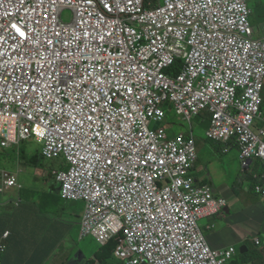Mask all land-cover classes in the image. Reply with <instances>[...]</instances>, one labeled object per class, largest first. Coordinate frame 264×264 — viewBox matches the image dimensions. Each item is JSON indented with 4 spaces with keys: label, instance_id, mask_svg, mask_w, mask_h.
Listing matches in <instances>:
<instances>
[{
    "label": "built area",
    "instance_id": "1",
    "mask_svg": "<svg viewBox=\"0 0 264 264\" xmlns=\"http://www.w3.org/2000/svg\"><path fill=\"white\" fill-rule=\"evenodd\" d=\"M250 13L248 0H0V145L35 139L44 158L64 159L53 174L62 199L85 203L80 239L116 240L123 264H225L202 220L227 201L192 175L195 140L152 125L208 111V138L240 144L244 166L264 163V37ZM176 59L184 67L172 77ZM102 102L104 112L90 111ZM256 177L264 201V172ZM15 189L17 176L0 170V195Z\"/></svg>",
    "mask_w": 264,
    "mask_h": 264
},
{
    "label": "rangeland",
    "instance_id": "2",
    "mask_svg": "<svg viewBox=\"0 0 264 264\" xmlns=\"http://www.w3.org/2000/svg\"><path fill=\"white\" fill-rule=\"evenodd\" d=\"M263 2L264 1H262V3ZM248 5L251 10L250 23L255 30V36L257 37L258 34L263 35L264 6L258 5L256 0H249ZM71 16L72 14L70 11L67 10L64 12V19L66 21H70ZM167 123V127L170 131L169 136L172 138L178 136L180 133L186 134L190 132L191 126L192 132L197 139L203 140L206 138L207 126L200 123L197 117H193L191 122H188L182 117L172 113L169 115ZM158 127H160V125H152V128ZM197 145L199 149L197 150L198 162L195 165L193 175L198 178L205 175L208 179H211L216 195L227 199L228 208L230 210V212L226 213L223 218L216 221L215 229H202L204 235L208 236L209 234H214L220 238L223 245L226 247H234L236 249V255L233 260L227 264H232L233 261L241 260L240 253L243 246L248 247L249 256H252L254 253L260 255L263 254L264 251L262 252L261 250L264 249V221L260 219L262 215L258 212L256 207H253L252 209L253 198L246 194L248 192L247 182L244 180L243 169L240 165L237 153L235 151L224 153L222 149H219L220 151L217 152L210 145H206L207 148L203 150L202 147L199 148L198 142ZM218 146L220 148L219 144L217 147ZM41 148L42 145L35 139H30L19 146L10 148H3L0 145V170L7 171L17 176L18 182L21 186L20 190L15 189L11 193L0 195V217L6 213V206L10 205L12 200L19 201L20 192L23 188L27 199L31 202H36L37 205H40L43 200L49 198L52 194L53 197L58 196L60 185L52 176V171L60 167L59 164L61 159L40 160L37 165H33L31 163V158L36 155L38 159H41ZM22 152L26 153L23 158L24 161L18 159L19 154ZM20 160L22 163L19 162ZM235 184L241 186V189L238 190L239 196L232 191ZM13 192H17L18 197L17 195H13ZM6 202L9 203L5 204ZM67 203L69 206L78 207L80 210L83 208L85 209V203L82 201H77L75 203H71L70 201ZM39 211L44 215V212L41 209H39ZM83 212L81 213L79 221H76L75 224H79L80 221H82ZM50 220V222H43L45 227L38 230L39 237H47L52 233V229L54 228L52 223L59 219L51 218ZM47 221L49 220L47 219ZM241 228L242 232L240 230ZM69 234H71L70 237L73 239H70L68 243L63 244L64 249L71 247L73 257H76L83 252L88 259L86 261L87 264H99L94 258V255L100 249L96 240L91 237H86L81 240L80 235L78 236L77 230L72 233L71 229ZM256 236L262 243L260 247H257L253 241V238ZM52 240L58 242L60 239L53 236ZM253 263L254 262L249 261L248 264Z\"/></svg>",
    "mask_w": 264,
    "mask_h": 264
},
{
    "label": "crops",
    "instance_id": "3",
    "mask_svg": "<svg viewBox=\"0 0 264 264\" xmlns=\"http://www.w3.org/2000/svg\"><path fill=\"white\" fill-rule=\"evenodd\" d=\"M262 1L264 0H256V3L260 6H264V2L262 3ZM263 92L262 97L264 111ZM233 151H235L238 155L237 147H233L230 152ZM205 177L206 176L203 175L201 178H196L202 180ZM12 194L17 195L18 197L17 192H13ZM67 202L70 201L62 200L58 190V196L53 197L52 194V196L43 200L40 205H37L36 202H31L27 199L23 188L20 192L19 201L12 200L10 205L6 206V213L0 217V245H7V252L2 257V263L87 264L86 261L88 259L83 252L76 257H73L71 247L64 249L63 246V244L68 243L70 239H73L70 237L71 234H69L71 229L72 233L77 230L78 236L80 235L81 221L79 224H75V222L79 221L81 213L84 210V208L80 210L78 207L69 206ZM8 203L9 202H6L5 204ZM253 205L256 204L253 203ZM39 209L44 212V215L40 213ZM45 216L49 221H47ZM51 218L59 219L52 223L54 227L52 229L53 232L47 237H39L38 230L45 227L43 222H50ZM220 218H223L222 215H219L216 218H205L202 220L203 229L207 230V226L211 224H214L215 229L216 221ZM7 233H9V237L5 239L4 235ZM53 236L58 237L60 240L58 242L52 240ZM206 237L213 249L221 250L227 248L221 243L218 236L209 234ZM240 255L241 257L243 256V254ZM262 260H264V253L261 256V260L255 261L253 264H262Z\"/></svg>",
    "mask_w": 264,
    "mask_h": 264
},
{
    "label": "clouds",
    "instance_id": "4",
    "mask_svg": "<svg viewBox=\"0 0 264 264\" xmlns=\"http://www.w3.org/2000/svg\"><path fill=\"white\" fill-rule=\"evenodd\" d=\"M248 2H249V0H248ZM248 7H249V5H248ZM250 9V8H249ZM70 11L71 12V14H72V11L71 10H69V9H62V11H61V14H62V18L64 17V12L65 11ZM251 11V10H250ZM251 14V13H250ZM72 17V16H71ZM249 21H250V16H249ZM251 24V23H250ZM251 26H252V24H251ZM252 28H253V26H252ZM253 30H254V28H253ZM255 30H254V36H255ZM256 37V36H255ZM262 37H264V34L262 35V34H258L257 35V37L256 38H262ZM173 65V64H172ZM171 65V66H172ZM170 66V67H171ZM170 67H168V68H166L165 69V72L167 73V70L170 68ZM183 67H184V65H183ZM183 69V68H182ZM182 71V70H181ZM180 71V72H181ZM168 74V73H167ZM169 75V74H168ZM172 77H174V76H172ZM263 89H264V80H263ZM263 89H262V92H263ZM262 92H261V104H260V106H259V116L256 118V120H255V122H256V127L259 129V130H262V129H264V111H263V97H262ZM203 112H208V111H203ZM202 112V113H203ZM172 113H174L175 115H177L175 112H169L168 114H167V120H166V122H164L163 124H161L160 125V127H162V128H165V130H166V132H167V135H168V137L169 138H172V137H170L169 136V129H168V127H167V122H168V119H169V115L170 114H172ZM210 113V112H209ZM201 114V113H200ZM199 114V115H200ZM211 115H212V113H210ZM198 116V115H197ZM197 116H195V117H197ZM180 117V116H179ZM191 122V121H190ZM211 122H212V119H211ZM160 127H158V128H160ZM210 128V127H209ZM209 128L207 129V131H206V136H207V132H208V130H209ZM180 134H183V133H180ZM208 137V136H207ZM71 138H75V139H78V140H81V141H83V142H86L87 141V139L84 137H80L79 135H77V136H71ZM213 141H215V142H218V143H220L221 144V149H222V151L224 152V153H229L232 149H233V147H237L238 148V157H239V160H240V165H241V167H242V169H243V177H244V180L247 182V188H248V192L246 193V194H248L251 198H253V203H256V205H252V209H253V207H256V209L258 210V212L262 215V217L260 218L262 221H264V201H263V199L261 198V196L256 192V186L257 185H259V184H261V180L259 179V178H257L256 177V175H261L263 172H264V170H263V172L262 173H254L253 171H254V169H253V167H254V162L256 161V160H260L262 163H263V161L260 159V158H258L257 156H252L251 158H249L248 159V165L247 166H244L243 165V160H242V158H241V155H242V149H241V146H240V144H238V143H236V142H234V141H232V142H226V143H224V142H222V141H216V140H213ZM39 143V142H38ZM197 149V148H196ZM226 149H228L227 151H226ZM197 161H198V155H197V160H196V162H195V165H196V163H197ZM20 162V161H19ZM20 163H22V162H20ZM195 165H194V168H193V170H192V175H193V171H194V169H195ZM263 165H264V163H263ZM253 172V176H254V178H255V180L257 181V183L255 184V188H254V192L256 193V195H257V197H254L253 195H251L250 194V188H249V181H248V179H246L245 178V175H247V174H251ZM52 176L55 178V176H54V174H53V171H52ZM194 176V175H193ZM195 177V176H194ZM196 178V177H195ZM196 180H197V178H196ZM236 186H238V189L240 190L241 189V186L239 185V184H237ZM243 189V188H242ZM213 193H214V195H215V191L213 190ZM60 195V194H59ZM237 196H239V192L236 194ZM61 197V196H60ZM215 197L216 198H223V197H220V196H216L215 195ZM225 199V198H224ZM62 200H64V199H62ZM226 201H227V199H225ZM65 201H67V200H65ZM71 202H77V201H71ZM230 212V210H229V208H228V201H227V206L222 210V212H221V214L220 215H222V217H224V215L226 214V213H229ZM219 215H217V216H215V218L216 217H218ZM214 218V217H213ZM208 226H209V228H208ZM207 226V230H212V229H214V224H211V225H208ZM80 230H81V224H80ZM241 230V232H242V228L240 229ZM8 234V236L5 238V239H7L8 237H9V233H7ZM243 234V233H242ZM6 235V234H5ZM4 235V236H5ZM204 237H205V239H206V241H207V244H208V246H209V248L213 251V252H217L218 254H222V255H220V257H219V259H222V258H227L226 260H225V264H227L228 262H230V261H232L233 260V258H234V256L236 255V249L234 248V247H227V248H225V249H221V250H218V249H213L211 246H210V243H209V241H208V239H207V237L204 235ZM246 238V237H245ZM81 240H83V239H81ZM253 241H254V243H255V245L257 246V247H260L261 245H262V243H261V241H260V239L256 236V237H254L253 238ZM1 247H4L5 248V250H4V252L3 253H0V260H1V263H2V257L6 254V252H7V245H0V248ZM234 249V253L232 254V256L229 258V257H227L226 256V252H228L230 249ZM262 252H263V249L261 250ZM240 254H243V255H245V254H248V263H249V261H252V262H255V261H258V260H261V255L260 254H258V253H254L252 256H249V249H248V247L247 246H243L242 248H241V253ZM241 259H242V257H241ZM96 261V260H95ZM236 261H233V264H236L235 263ZM248 263H246V264H248ZM3 264V263H2ZM262 264H264V260H262Z\"/></svg>",
    "mask_w": 264,
    "mask_h": 264
},
{
    "label": "trees",
    "instance_id": "5",
    "mask_svg": "<svg viewBox=\"0 0 264 264\" xmlns=\"http://www.w3.org/2000/svg\"><path fill=\"white\" fill-rule=\"evenodd\" d=\"M183 65H184V61L182 59H176L175 62L173 63V65L167 70V73L170 76H176L182 70ZM197 118L199 119L200 123H203L207 126V129L211 126L212 115L209 112H203L200 115H198ZM185 135L188 137H193V139L195 140V143H196L197 150H199L197 142L199 143V148L202 147L203 150L207 148L206 145H210L217 152H219L220 151L219 149H221L220 143L213 141L212 139L208 138L207 136L203 140L197 139L192 132V126L190 128V132L186 133ZM218 144L220 145V148H219V146L217 147ZM41 152H42V148H41ZM25 154H26L25 152L20 153L19 159L24 161L23 158L25 157ZM45 159L46 158H44L42 156V153H41V159H38L36 157V155H34L31 158V163L33 165H37V163H39L40 160L43 161ZM59 159H61L60 164H59L60 167L54 169L53 172H59V171H64V170L68 169V166H67L66 162L64 161V159L63 158H59ZM59 159H55V160H59ZM21 160H20V162H21ZM47 160H51V159H47ZM253 169H254V171H253L254 173L260 174L264 170V165L260 160H256L254 162ZM253 172L251 174L245 175V178L248 179V181H249L250 194L253 195L254 197H257L256 193L254 192L255 184L257 183V181L255 180V178L253 176ZM197 183L201 184V185H210L212 190H214L212 180L208 179L207 177L203 178L202 180H199L197 178ZM236 185L237 184H235V186L232 188V191L234 194H237L238 190H239L238 186H236ZM117 245H118V242L116 240L112 239L111 242L108 243L105 247H100L98 252L95 254V260H97L99 264H123L122 262L118 261L114 256V252L117 249ZM247 258H248V254H245L242 256V259L240 261H236L235 263L236 264H246V263H248Z\"/></svg>",
    "mask_w": 264,
    "mask_h": 264
},
{
    "label": "snow or ice",
    "instance_id": "6",
    "mask_svg": "<svg viewBox=\"0 0 264 264\" xmlns=\"http://www.w3.org/2000/svg\"><path fill=\"white\" fill-rule=\"evenodd\" d=\"M13 28H14L15 31L19 34V36H21V37H25V39H28V37L26 36L25 31L21 30V29L18 28L16 25H13ZM101 39H103V37H101ZM69 71H70V70H69ZM41 74H42V75H46V73H41ZM65 83H66V81H65ZM100 83H104V81H99V82H98V85H99ZM25 91L27 92L28 89L26 88ZM33 91H34V89H33ZM93 94H95V93H93ZM96 99H97V100H100V101H103V100H104V96H103V95L97 96ZM77 102H78V101H77ZM38 103H39V102H38ZM105 107H106V105L102 102V103L99 105V108H97V107H92V108L90 109V111H91L92 113H97V112H101V113H102V112H104ZM60 111H61V113H63V112H64V109L61 108ZM80 111L83 112V108H81ZM83 118H84V117H82V119H83ZM86 118H87V120H89V121H92V120H93V116H91V115H87ZM40 134L43 135V133H40ZM95 135H97V136H101V140L99 141V143H100L101 146H104L106 140L110 142V138H111V136H112V133H111V132H109V133H102L101 131H98V132H96ZM117 139H119V138H117ZM109 150H110L109 148L105 147V151H109ZM145 150H147V149H145ZM113 155H114V153H113ZM137 155H139V152H137ZM141 159H142V158H141ZM150 159H153V160H154L155 157L152 156V157H150ZM107 162H108V164L113 163V161H112L111 159H108ZM145 162H147V161H145ZM160 163L163 164L164 162H163V161H160ZM177 211H178V210H177ZM163 214H164V213H161V215H163Z\"/></svg>",
    "mask_w": 264,
    "mask_h": 264
}]
</instances>
